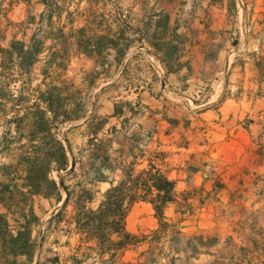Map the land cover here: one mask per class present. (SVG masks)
Returning <instances> with one entry per match:
<instances>
[{
	"label": "crops",
	"instance_id": "0c3cea01",
	"mask_svg": "<svg viewBox=\"0 0 264 264\" xmlns=\"http://www.w3.org/2000/svg\"><path fill=\"white\" fill-rule=\"evenodd\" d=\"M38 3L42 8L49 7L48 0ZM62 3L63 15H71L59 24L63 33L71 31L65 49L57 39L42 37L38 42L40 53L30 59L35 36L16 45L19 61L15 67L25 76H31L37 65L49 60L55 51L60 52L57 59L71 60L68 68L73 67L74 59L86 61L79 65L86 75L82 84L64 81L60 87L55 85L53 93L52 85L46 84L52 67L43 72L47 90L31 107L20 101V109L7 121L9 127L3 138L21 131L29 119L55 126L61 160L64 148L68 160L65 166L61 161L48 160L49 181L59 188L55 196L35 192L27 168L23 179L7 184L8 191L29 197L27 212L33 209L39 218L32 231V238L37 240L33 259L23 256L17 263L264 264V145H254L258 139L264 141V0ZM13 56L11 52L5 58L3 68L6 59ZM60 72L69 70L57 66L55 73ZM95 75L100 76L99 83ZM64 91L70 94L66 98ZM96 101H103L99 112L106 119L100 126L94 125ZM165 122L169 132H183L190 150L197 135L216 143L212 150L218 163L214 176L221 188L216 192L215 209L202 214L196 227L215 244L210 252L192 258L175 249L170 225L168 241L159 244L164 251L159 255L149 242L147 247L137 240L114 256L101 253L98 242L88 240L77 225L78 203L82 201L96 210L107 190L124 179L123 170L134 161L138 174L142 169L137 168L149 158L147 154L160 153L148 147L155 136H160V125ZM37 130L33 143L43 134L39 136ZM113 131L114 140L100 155L96 146L112 138ZM145 135L151 139L147 141ZM142 149L145 158L135 159ZM79 151L84 154L81 160ZM166 173L173 180L171 171ZM61 181L68 186L70 197ZM173 181L177 189L181 181ZM208 184L209 180L203 186ZM177 203L168 204L164 210L162 218L168 217L169 223L172 217L168 212ZM0 212L8 215L15 231L28 214L18 217L10 207L2 206ZM158 223L154 206L141 201L131 207L125 227L139 239L136 233L155 230Z\"/></svg>",
	"mask_w": 264,
	"mask_h": 264
},
{
	"label": "rangeland",
	"instance_id": "374dc122",
	"mask_svg": "<svg viewBox=\"0 0 264 264\" xmlns=\"http://www.w3.org/2000/svg\"><path fill=\"white\" fill-rule=\"evenodd\" d=\"M38 1L0 0V198L10 207L12 213L18 214V217L28 213L29 197L18 191H5L3 186L7 185L10 180L23 179L26 176L25 169L27 168L34 188L50 196H55L56 191L50 186V168L47 163L49 158L52 161H57V163L59 161L62 163V160L55 126H52V128L39 125L29 119L25 124L23 123L21 131L7 134L3 138L9 127L7 121L20 109V101H26L27 107H31L42 91L47 90V86L43 81V72H48L50 67H52L49 70L50 79L46 81V84L50 83L52 85V93L55 85L60 87L62 82L72 80L82 84L83 78L86 77L85 74L82 75L79 68V65L86 64V61L74 59L73 67L68 68V65H71V60H67L65 57L57 59L60 58L59 55L57 57V54L60 53L57 51L49 60L38 64L31 76L23 75L21 70L15 67L17 61H19L16 56L17 50H19L16 46L17 43L28 42L30 37L35 36L33 47L38 46V42L44 37L57 39L64 48L66 47V37L71 35V31L63 33L59 26L61 20L71 19L70 14L63 15L65 4H60L62 0H48L49 7L47 9L42 8ZM50 21H53L52 26H50ZM9 51L13 52L15 56L11 60L6 59L3 68L5 58L11 55ZM57 60L59 61L56 62ZM54 62L55 64H52ZM55 65L60 66V68L63 67L64 70L68 69L69 72L56 74L55 69L57 66L54 67ZM95 76L96 82L99 83L100 76ZM64 92L63 98L70 95L67 96V92ZM64 103L66 104L65 100ZM90 104L91 101L89 100L88 107ZM95 105L98 107V111L95 113L94 125L100 126L106 120L102 112H99V107L103 106V101H96ZM75 107H77V104ZM162 124L160 125V136H155L151 140L148 149H158L163 156L159 157L157 164L163 172L171 171L173 180L181 181L175 195L178 203L168 212V215L172 217V222H168V217L166 219L160 218L155 211L159 221L158 228L155 230L150 228L151 230H143V232L140 230L136 233L139 237L137 241L144 242L147 247L150 243L154 247L153 252L159 255L164 252L159 244L168 241L166 232L171 225L170 241L173 242L175 249L183 251L184 254H189L192 258H199L198 256L201 253L210 252L215 244L213 239L200 234V229L196 227L199 225L202 214L210 209H215L217 203L216 192L221 188V184L216 181V176H214L216 164L218 166V163L212 155V150H215L216 143L208 140L205 135L201 137L197 135L192 140L193 144L190 150V142L183 132H179L178 129L175 132H169L166 122ZM36 130L38 133H43L39 134V136L42 134L43 138L41 137L36 143H33L35 140L33 135H35ZM144 137L147 141L151 139V137L148 139V135ZM113 140L114 131L112 138H107L104 143L96 146V152L102 155L107 151ZM254 145L263 146L264 141L258 139L257 142H254ZM87 148L88 143L83 151ZM184 148H186V151ZM83 155L82 151L78 152L80 160ZM147 156L150 158L149 154ZM147 165L148 160H145L137 170L139 171ZM54 167H59V164L54 165ZM61 167L64 166L61 165ZM55 173L57 175L56 171ZM195 178L198 182L196 185L193 182ZM207 180L210 184L203 186V183ZM184 217L187 219H184ZM190 227L194 228V232L190 231ZM184 229H187V231H184ZM153 233L156 234L153 235ZM173 259L177 260L179 258L173 256Z\"/></svg>",
	"mask_w": 264,
	"mask_h": 264
},
{
	"label": "trees",
	"instance_id": "16d2710c",
	"mask_svg": "<svg viewBox=\"0 0 264 264\" xmlns=\"http://www.w3.org/2000/svg\"><path fill=\"white\" fill-rule=\"evenodd\" d=\"M39 41V40H38ZM22 51L23 47L20 48ZM39 45L33 47L30 53V59L33 54L40 53ZM67 118V117H66ZM62 164L67 165L66 150L63 149ZM161 153L153 152L148 159V167L142 169L136 174L135 164L132 162L123 170L124 179L117 185L112 186L104 194V200L99 208L93 210L87 208L82 201L78 203L79 214L76 222L79 229L87 234L88 240H96L101 253L108 252L113 256L117 252L127 249L131 244L135 243L137 237L126 231V218L131 207L138 202L151 203L157 215L162 218L164 210L168 204L176 202L175 189L176 182L169 179L166 172L157 164ZM145 158V149L140 151L137 158ZM49 165V162L47 163ZM50 186L58 191L55 182H50ZM5 191L9 190V186H3ZM61 187L70 197L68 186L61 181ZM39 192L38 189L34 190ZM49 197V194H45ZM58 197V201H60ZM85 199H90L87 197ZM0 206L8 209L7 204L0 198ZM23 222L15 231L8 215L0 212V264H18L19 257H27L29 261L33 259L37 240L32 238V231L39 218L35 215L33 209L22 217ZM116 236V238H114Z\"/></svg>",
	"mask_w": 264,
	"mask_h": 264
}]
</instances>
